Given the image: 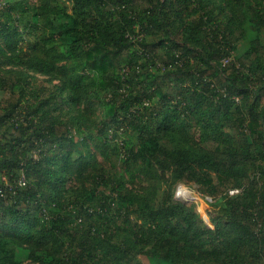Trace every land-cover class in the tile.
Returning a JSON list of instances; mask_svg holds the SVG:
<instances>
[{
    "label": "trees",
    "instance_id": "16d2710c",
    "mask_svg": "<svg viewBox=\"0 0 264 264\" xmlns=\"http://www.w3.org/2000/svg\"><path fill=\"white\" fill-rule=\"evenodd\" d=\"M143 258L264 264V0H0V264Z\"/></svg>",
    "mask_w": 264,
    "mask_h": 264
},
{
    "label": "rangeland",
    "instance_id": "374dc122",
    "mask_svg": "<svg viewBox=\"0 0 264 264\" xmlns=\"http://www.w3.org/2000/svg\"><path fill=\"white\" fill-rule=\"evenodd\" d=\"M146 39L147 41L151 40L149 37H147ZM188 195H190V200L189 201L184 200V198H187ZM174 197L177 200L187 205H193L196 212L203 220L204 225L208 228H213V221H212V217L214 216L213 208L207 204L209 199L200 195L195 185H189V186H185L183 184L176 185L174 189ZM142 263L147 264L144 258L142 259ZM25 264H29V263H25Z\"/></svg>",
    "mask_w": 264,
    "mask_h": 264
},
{
    "label": "built area",
    "instance_id": "2783aa9c",
    "mask_svg": "<svg viewBox=\"0 0 264 264\" xmlns=\"http://www.w3.org/2000/svg\"><path fill=\"white\" fill-rule=\"evenodd\" d=\"M225 62H227V61H225ZM24 184H25V181L23 178H21L18 182V186H24ZM238 192H239L238 190H231V191H229V195L233 196V195L237 194Z\"/></svg>",
    "mask_w": 264,
    "mask_h": 264
},
{
    "label": "bare ground",
    "instance_id": "6f19581e",
    "mask_svg": "<svg viewBox=\"0 0 264 264\" xmlns=\"http://www.w3.org/2000/svg\"><path fill=\"white\" fill-rule=\"evenodd\" d=\"M185 191V190H184ZM186 192V191H185ZM187 193V192H186ZM188 194V193H187ZM184 197V196H183ZM184 200L189 201L190 200V195L187 196V198H184Z\"/></svg>",
    "mask_w": 264,
    "mask_h": 264
}]
</instances>
